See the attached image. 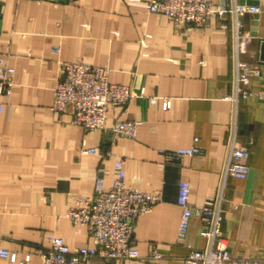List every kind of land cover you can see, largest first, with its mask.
<instances>
[{"label": "crops", "instance_id": "obj_1", "mask_svg": "<svg viewBox=\"0 0 264 264\" xmlns=\"http://www.w3.org/2000/svg\"><path fill=\"white\" fill-rule=\"evenodd\" d=\"M247 3L260 11L240 19L252 37L241 58L258 65L260 76L251 78L253 94L234 113L224 99L233 80L230 13L179 27L132 0H0V57L14 68L0 111V246L16 252L17 261L29 253L23 264H40L35 250L48 245L49 235L70 247L93 246L85 226L71 224L64 212L76 198L92 195L96 175L109 187L119 159L126 185L159 190L162 200L135 220L140 258L94 257L88 264H187L184 256L205 242L196 218L184 241H176L179 181L188 183L192 206L221 186V228L230 253L264 258V63L258 61L264 0ZM61 61L105 67L111 83L129 86L135 96L108 113L103 130H84L72 122L70 108L50 109ZM118 119L137 121L133 138L113 134ZM231 137L249 150L243 179L223 176ZM194 144L202 153L176 163L159 155ZM153 249L160 257L150 256ZM0 264L16 263L0 256Z\"/></svg>", "mask_w": 264, "mask_h": 264}, {"label": "built area", "instance_id": "obj_2", "mask_svg": "<svg viewBox=\"0 0 264 264\" xmlns=\"http://www.w3.org/2000/svg\"><path fill=\"white\" fill-rule=\"evenodd\" d=\"M142 2L144 10L155 15L169 18L175 26L186 24L203 25L209 18H220L226 13L232 16V55L233 80L232 89L224 95L234 105L253 94L250 88L252 77L260 76L258 65L241 58L251 41V35L242 29L241 17L249 12L260 11L259 6L247 3V0H226L213 5L209 0H132ZM52 51L58 54L57 48ZM14 68L0 57V111L3 98L11 91ZM135 96L129 86L111 83L105 67L82 61H61L60 71L52 87L54 112L71 109L72 122L84 130H103L110 111L117 106H124ZM156 97L149 101L155 103ZM169 106V99L162 100V108ZM137 121L114 120L110 129L116 136L133 138ZM95 148H83L84 153H94ZM201 148L197 145L179 147L170 150H159L164 162L176 163L185 156L199 155ZM249 150L234 142L231 137L228 144L223 176L229 175L243 179L248 174L247 163ZM125 170L121 160L113 163L112 182L105 187L102 177L94 178L93 192L90 197H78L69 205L64 216L73 225L86 228L93 246H68L64 240L55 235L47 236L48 245L38 251L40 264H88L94 257L106 260L140 258L133 244V229L139 215L150 212L152 207L162 200L159 190L146 192L136 190L124 182ZM189 185L179 181L176 203L181 208L178 221L176 241L182 243L186 237L192 218L200 222L199 235L204 239V246L192 248L184 262L187 264H264V258L234 256L228 249L227 238L221 228L222 201L221 186L218 194L207 196L201 206H192L188 200ZM0 256L10 262L23 264L29 260V253L17 261L16 252H10L0 246ZM153 258L160 257L156 249L150 253Z\"/></svg>", "mask_w": 264, "mask_h": 264}, {"label": "water", "instance_id": "obj_3", "mask_svg": "<svg viewBox=\"0 0 264 264\" xmlns=\"http://www.w3.org/2000/svg\"><path fill=\"white\" fill-rule=\"evenodd\" d=\"M258 61L264 63V38L258 40Z\"/></svg>", "mask_w": 264, "mask_h": 264}]
</instances>
